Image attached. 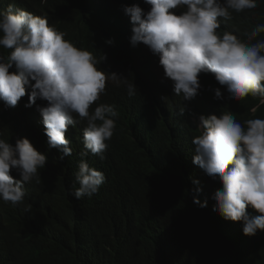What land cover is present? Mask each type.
<instances>
[{"label":"trees","instance_id":"16d2710c","mask_svg":"<svg viewBox=\"0 0 264 264\" xmlns=\"http://www.w3.org/2000/svg\"><path fill=\"white\" fill-rule=\"evenodd\" d=\"M123 1L0 0V11L11 3L47 14L77 47L106 57L98 65L102 71L129 78L137 89L129 97L109 81L106 94L92 106L113 104L119 116L104 159L91 153L84 159L118 185L104 190L102 184L97 194L80 199L69 191L83 146L65 134L72 154L59 159L61 153L48 148L37 109L26 108L21 100L12 108L0 102V132L8 142L26 138L47 158L41 182L24 185L22 203L0 200V264H264V231L246 236L241 222L214 211L213 197L222 184L193 164L191 143L196 134L192 114L228 111L243 121L264 118V105L252 113L258 101L250 97L231 101L223 94L217 100L205 81L199 82L193 99H182L183 112L178 99L168 105L169 90L147 85L150 60L139 44L126 43L121 32L104 23ZM261 23L264 0L251 11L234 13L231 21H221V27L242 36ZM38 104L47 106L39 99ZM247 212L259 215L251 207Z\"/></svg>","mask_w":264,"mask_h":264},{"label":"clouds","instance_id":"9594fccd","mask_svg":"<svg viewBox=\"0 0 264 264\" xmlns=\"http://www.w3.org/2000/svg\"><path fill=\"white\" fill-rule=\"evenodd\" d=\"M138 1L121 2L104 23L121 32L126 43L139 44L150 60L147 85L169 90L168 105L175 99H193L200 81L210 86L217 100L223 94L231 101L250 97L258 101L252 113L264 105V23L242 36L221 27V21L233 20L234 13L257 8L258 0ZM66 36L47 14L26 6L10 3L0 11V49L4 50L0 52V102L12 108L21 100L26 108L37 109L48 148L61 153L59 159L72 154L65 134L83 146L69 191L80 199L97 194L102 184L104 190L118 185L84 159L89 153L104 159L119 116L113 104L92 106L106 94L109 81L123 87L129 97L137 89L129 78L98 67L105 56L77 47ZM38 99L47 106L40 107ZM179 108L184 111L183 102ZM208 114L213 113L192 114L196 126L192 162L222 184L213 197L214 211L225 220L241 222L243 234L254 236L264 231V118L240 121L228 111ZM46 162L28 139H17L13 145L0 132V200L22 203L24 185L41 182L40 170ZM248 207L259 215H250Z\"/></svg>","mask_w":264,"mask_h":264},{"label":"rangeland","instance_id":"374dc122","mask_svg":"<svg viewBox=\"0 0 264 264\" xmlns=\"http://www.w3.org/2000/svg\"><path fill=\"white\" fill-rule=\"evenodd\" d=\"M150 53H151V51H150ZM152 54V53H151Z\"/></svg>","mask_w":264,"mask_h":264},{"label":"bare ground","instance_id":"6f19581e","mask_svg":"<svg viewBox=\"0 0 264 264\" xmlns=\"http://www.w3.org/2000/svg\"><path fill=\"white\" fill-rule=\"evenodd\" d=\"M94 13V12H93ZM153 106V105H152Z\"/></svg>","mask_w":264,"mask_h":264}]
</instances>
